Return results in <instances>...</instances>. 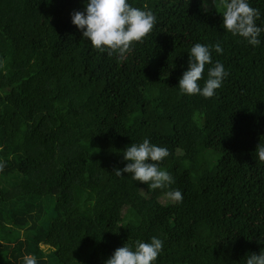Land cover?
I'll use <instances>...</instances> for the list:
<instances>
[{
	"label": "trees",
	"instance_id": "obj_1",
	"mask_svg": "<svg viewBox=\"0 0 264 264\" xmlns=\"http://www.w3.org/2000/svg\"><path fill=\"white\" fill-rule=\"evenodd\" d=\"M128 2L156 22L118 59L71 23L84 0H0V264H105L152 236L156 264H244L264 249V32L248 45L202 0ZM249 2L264 23V0ZM216 42L222 86L180 93L189 49ZM144 138L169 152L166 189L113 172Z\"/></svg>",
	"mask_w": 264,
	"mask_h": 264
},
{
	"label": "clouds",
	"instance_id": "obj_2",
	"mask_svg": "<svg viewBox=\"0 0 264 264\" xmlns=\"http://www.w3.org/2000/svg\"><path fill=\"white\" fill-rule=\"evenodd\" d=\"M215 8L222 9V25L224 31L233 36L243 38L253 47L261 44L260 35L264 32V23L258 25L260 18L258 9L250 5L249 0H211ZM203 9L207 5L202 0ZM71 23L81 31L82 38L101 53L123 59L131 50L134 42H140L152 31L156 17L151 11L133 7L128 0H84L83 11L70 14ZM222 54L220 42L211 46L195 43L188 51L187 69L178 80V89L185 95H199L211 98L222 86L228 76L224 65L211 59V53ZM205 65H211L206 72L203 85L199 83ZM257 159L264 163V144L259 143L255 150ZM123 160L127 161L122 169L113 172L117 177L121 173L130 174L133 181L147 184L152 189H166L174 183L171 174L160 167V162L169 155L166 147H162L144 138L142 142H132L123 150ZM4 163L0 161V168ZM169 202L180 203L183 199L179 189H170L165 193ZM264 243V240L260 241ZM163 240L157 236L147 241L137 240L116 248L105 264H156L161 253ZM22 264H38L34 255L22 257ZM244 264H264V249L259 254L250 253Z\"/></svg>",
	"mask_w": 264,
	"mask_h": 264
},
{
	"label": "rangeland",
	"instance_id": "obj_3",
	"mask_svg": "<svg viewBox=\"0 0 264 264\" xmlns=\"http://www.w3.org/2000/svg\"><path fill=\"white\" fill-rule=\"evenodd\" d=\"M205 4L207 5V11H212L214 9L222 11V9H220L218 6L216 8H214L215 6L212 4V2H207ZM42 250H46V248L42 247ZM39 257H40V255H39Z\"/></svg>",
	"mask_w": 264,
	"mask_h": 264
}]
</instances>
